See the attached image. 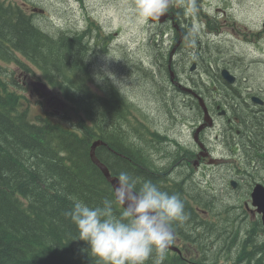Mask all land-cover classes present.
Returning a JSON list of instances; mask_svg holds the SVG:
<instances>
[{
    "label": "trees",
    "instance_id": "obj_1",
    "mask_svg": "<svg viewBox=\"0 0 264 264\" xmlns=\"http://www.w3.org/2000/svg\"><path fill=\"white\" fill-rule=\"evenodd\" d=\"M28 8L25 1L0 0V264H96L85 242L73 240L75 226L64 212L76 200L94 207L106 198L114 199L112 188L90 159L91 146L97 141L123 154L116 159L102 144L95 149L96 158L112 176L128 171L140 181L151 180L182 199L188 219L175 227L182 238V244L177 245L180 254L167 251L163 264H264V228L258 216L250 221L246 200L234 214L235 206L217 209L218 200L210 194L202 208L194 211L182 197V187L168 189L159 183L167 168L155 166L143 149L123 146L128 142L123 132L133 138L146 132L141 130L145 126H128L136 107L114 88L116 82L91 75L88 56L93 51L89 47L92 29L52 34L37 25L34 8L31 12ZM171 10L184 18L192 15L185 11H197V4L195 0H178V6ZM190 29V25L185 27V39L191 36ZM160 36L150 43L161 46L159 52L154 50L158 69L151 72L166 79L171 69L176 75L190 65L169 64V47ZM96 38L106 39L98 32ZM176 47L173 43L175 52ZM195 51L203 59L199 64L203 72L220 79L224 63L213 53L208 57L206 52ZM176 53L181 56L180 51ZM122 62L125 71L149 77L144 72L149 69L139 66L141 61L136 65ZM15 72L33 85L35 94L15 84ZM204 81V86L211 83L210 78ZM156 90L170 97L167 79ZM177 91L174 84V97ZM52 102L59 117L54 107H44ZM58 105L63 106L62 111ZM32 106L41 109L43 115L31 119ZM152 138L158 142L157 135ZM225 142L232 144L231 139ZM245 145L244 141L246 150ZM248 162L245 158L244 164ZM238 165L234 170L243 172ZM188 180L186 176L184 182ZM114 210L118 214L121 208L115 205ZM147 264H153V258Z\"/></svg>",
    "mask_w": 264,
    "mask_h": 264
},
{
    "label": "rangeland",
    "instance_id": "obj_2",
    "mask_svg": "<svg viewBox=\"0 0 264 264\" xmlns=\"http://www.w3.org/2000/svg\"><path fill=\"white\" fill-rule=\"evenodd\" d=\"M15 1H25L29 6L28 11L34 8L36 12L33 17H36L37 25L49 33H71L72 31L92 29L93 35L89 47L93 51L88 56V60L91 61L90 73L96 79L102 77L107 81H112L111 74L115 78L114 82H116V85H113L114 88L126 95L135 105L136 111L132 113L128 126L133 127L140 123V120H143L148 126L147 134L156 135L159 132L172 141H174V137L182 138L184 136L179 132L182 127L189 128L188 134H190L192 126L191 123H187V119L188 115L193 117L194 114L192 111L185 113L181 109L179 98L175 97L170 100L158 93L156 86L162 84L163 81L166 82L167 78L161 77L158 72L154 74L151 72L158 69L157 62L154 61V55L156 49L159 52L161 46L158 44L150 46V43L152 39L162 34L160 37L164 40L165 47H168L169 43L173 44L169 25L166 28H161L156 26V23L150 26L147 22L141 21L132 11L133 0ZM195 2L197 11H187V13H192L193 18L189 17V14L184 17V20L187 21L186 26L192 25L189 30L191 36L187 39L183 38L184 43L182 40L180 41L181 45H177L176 52L180 51L181 55H189L191 57L188 58L190 60L189 64L195 57L194 50L206 52L204 56L208 57L213 53L214 58L227 64L228 69L233 74L242 76L244 81L238 84L240 91L250 86L264 89V37H262L264 33V0H195ZM173 6L177 7L178 1ZM165 14L168 16V11ZM97 26L99 29L96 31L95 27ZM97 32L106 38L105 41L96 38ZM201 44L203 47L198 50L197 48H200ZM171 48H173V45H169L168 51ZM255 59L260 60L262 64L256 62ZM123 60H127L134 65L141 61L140 63L143 65L139 66L149 69L150 72L144 71L149 77L142 76L140 72L125 71L126 67L122 62ZM189 68L187 67V71H178L183 77V83L180 81L179 83L186 86V76L184 75H192L196 78L193 83L189 81V84L194 87L200 86L205 90L206 87L203 88L202 83H200L205 79L199 77L202 74L206 75L203 72V67L198 66V71L191 74H189ZM24 80L15 72V84L29 90L31 94H35L33 85L30 82L26 84ZM195 80L199 83H194ZM34 99L31 101H34ZM165 101L173 106H177L175 103L178 104L174 111L180 115L184 123L180 125L179 123L183 121H172L166 115L163 107ZM44 107L47 109L54 107L57 111L56 116L59 117L55 103H45ZM58 108L62 111L63 106L58 105ZM29 115L33 119L37 115H43V113L38 107L32 106L29 109ZM185 115L187 118L184 117ZM197 121H199L198 118H196ZM210 136L213 137V135ZM126 140L128 142L125 143H130L133 139L126 138ZM147 140V151L153 157L156 165L164 162L171 152L169 146H151L149 139ZM209 151L213 152L215 161L219 162L216 163L217 165H211V167L208 164L205 165L207 166L204 168L205 180H209V183L202 180L203 185L209 193L222 199L221 202H218L219 205L215 204L217 209L224 205H232L235 206L233 209L235 214L237 211L239 212L238 208L243 201L248 199V193L242 192L243 190L237 193L229 187L221 189L219 185L222 182H228L230 179L229 177L232 175L229 170L230 167L238 168L239 165L236 163H240V160H238L240 152L235 143L229 146L226 142L215 140L210 141ZM208 161L209 159H207V163ZM232 163H235L236 167ZM186 176L188 175L183 176V181H185ZM188 187L190 188L191 185H188ZM196 195L198 199H206L205 195ZM246 214L250 217V221L256 217V215L251 217L248 212ZM241 229L244 231L245 227Z\"/></svg>",
    "mask_w": 264,
    "mask_h": 264
},
{
    "label": "flooded vegetation",
    "instance_id": "obj_3",
    "mask_svg": "<svg viewBox=\"0 0 264 264\" xmlns=\"http://www.w3.org/2000/svg\"><path fill=\"white\" fill-rule=\"evenodd\" d=\"M153 23H156V26L161 28H166L169 25L170 32L173 31L172 29L176 30L175 34L173 32L171 34V41L175 43V46L179 45L183 38L185 39V34L187 33L184 31L185 28L183 29L182 24L187 23V21L177 16L172 10L168 11V16L165 19L159 18L158 20H153ZM147 24L150 26L153 25L152 23H149V21H147ZM262 37H264V33L262 34ZM169 45L172 46L173 44L169 43ZM188 58L191 57L189 55L179 56L173 48L169 49V64L172 59V63L189 64L190 60ZM211 60H214V58L212 57ZM202 61L203 59L201 56L195 51V57L192 59L191 64H189V74L195 71L197 72V68ZM192 67L193 70H191ZM224 67L228 68L229 66H223L221 69ZM233 75L235 76L234 85L226 84L216 75H199L202 79H211V83L205 85L209 88L205 90L200 86L194 87L189 84V81L193 83V80L196 78L195 76L184 75L186 76V86L179 83V81L183 83V77L178 71L176 75L171 73L170 77L168 76L167 82L171 87V92L167 94L169 96L174 94L173 86L175 84V86L179 88L175 97L180 99L181 109L185 111V113L192 111L194 114L193 117L188 115L187 119V123H191L192 126L190 134H188L189 128L182 127L179 129V132L184 136L182 138L174 137V141H172L165 135L157 132L156 135L158 136V142H155L150 133L147 134L141 132L133 138L126 135L124 132L122 133L124 136H127L128 139H133L132 142L124 144V147L130 148L132 146L134 148L143 149L144 153L151 158L155 166L159 169L167 168L166 174L158 179L159 183L168 189L182 187L184 190L182 197L186 201V204L191 206L194 211L202 208L201 205L204 202V200L198 199L196 194H202L205 196L212 194L209 193L203 185V181L209 183V180H205L206 174L204 168L207 167L205 165L208 164L210 165L209 167H211V165H217L216 163L219 162L215 161V155L212 154L213 152L209 151L210 141L215 140L225 142L226 139H231V141L237 145L238 151L240 152V158H238V160H240L241 168L243 167V172L239 170L240 173L238 170L235 171L233 167H230L229 170L232 175L229 177L230 179L228 182H222L219 185L221 189H227L229 187L232 191L237 193L242 190V192L248 193V199L245 203L247 205V203L249 204L250 202L252 189L258 184L264 185V89L260 87V89H254L250 86L249 88H243L242 91H240L238 84H240L241 81H244V79L238 74ZM194 83L199 82L195 80ZM200 83H202L204 88V81ZM225 89H227L226 95ZM175 97L172 95L168 98L173 100ZM254 98H258L259 102L253 100ZM200 102H202L207 108L210 119L207 122L204 121ZM175 104L178 106L177 103ZM177 106H173L167 101L163 104L166 115L172 121H183L180 118V115L174 111ZM194 116L198 118L199 121L196 122ZM184 117L187 118L186 115ZM243 119L245 120L244 123L242 121ZM182 123H184V121L179 124L181 125ZM144 125L147 126L145 123ZM210 135H213V137L211 138ZM147 139H149L151 146H169L171 152L164 162L156 165L153 157H151L147 151ZM244 141L246 144V150L242 146ZM241 150L244 154L241 153ZM190 155L192 156L191 158L189 157ZM245 158L249 160L247 164H244ZM207 159H209L208 163ZM184 175L189 176L187 182L183 181ZM212 177L215 179L214 175H212ZM232 182L235 186H231ZM188 185H191V187L189 188ZM215 198L218 202L222 201V199L216 195ZM230 206L231 208L233 207L232 205ZM246 209L250 213V216L253 217L254 210L250 209V207ZM203 217L206 216L203 215ZM174 231L176 233L174 243L179 246L182 244V238L178 234V231Z\"/></svg>",
    "mask_w": 264,
    "mask_h": 264
},
{
    "label": "clouds",
    "instance_id": "obj_4",
    "mask_svg": "<svg viewBox=\"0 0 264 264\" xmlns=\"http://www.w3.org/2000/svg\"><path fill=\"white\" fill-rule=\"evenodd\" d=\"M172 4L173 0H133L131 8L147 22L158 20ZM110 78L115 80L111 74ZM115 181L114 199L106 198L94 207L76 200L64 212L75 226L73 240L85 242L96 264H147L150 257L153 264H163L175 227L188 219L182 199L128 171H120ZM115 205L121 208L118 214Z\"/></svg>",
    "mask_w": 264,
    "mask_h": 264
},
{
    "label": "water",
    "instance_id": "obj_5",
    "mask_svg": "<svg viewBox=\"0 0 264 264\" xmlns=\"http://www.w3.org/2000/svg\"><path fill=\"white\" fill-rule=\"evenodd\" d=\"M166 16L167 15L164 14L163 16L160 17V19H164ZM191 70H193V67ZM220 75H221L222 79L228 84H233L235 81V77L226 69L221 70ZM254 100H256V99H254ZM200 105L202 106V109L204 111L205 116H207L208 113H207L205 105H203L202 102H200ZM204 121L205 122L207 121V117L204 118ZM99 143L100 142H95L91 146L90 159H91L92 163L101 171L104 178L107 179V181L110 183V185L112 187V185L116 183L115 177H112L110 175L107 167L105 165H103L95 156V149L97 146H99ZM250 198H251V205L256 209L257 214L260 215L261 223L264 227V186H262L260 184L256 185L252 189V192L250 194ZM168 248L173 250V251H177L171 244L169 245Z\"/></svg>",
    "mask_w": 264,
    "mask_h": 264
},
{
    "label": "bare ground",
    "instance_id": "obj_6",
    "mask_svg": "<svg viewBox=\"0 0 264 264\" xmlns=\"http://www.w3.org/2000/svg\"><path fill=\"white\" fill-rule=\"evenodd\" d=\"M108 142H109V141H108ZM102 145H104L105 148H107V149L109 150V153L112 152V153L114 154V156H115L116 159L118 158L117 155H119V156H123V154H121L120 152H118V151H114V150L110 149L109 146L107 145V143H104V142H103ZM168 155H169V154H168ZM166 159H167V157H166ZM176 190H177V189H176Z\"/></svg>",
    "mask_w": 264,
    "mask_h": 264
}]
</instances>
